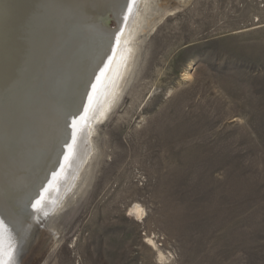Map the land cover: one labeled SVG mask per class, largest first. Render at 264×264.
Masks as SVG:
<instances>
[{
  "label": "rangeland",
  "instance_id": "1",
  "mask_svg": "<svg viewBox=\"0 0 264 264\" xmlns=\"http://www.w3.org/2000/svg\"><path fill=\"white\" fill-rule=\"evenodd\" d=\"M148 19L89 180L23 264H264V0Z\"/></svg>",
  "mask_w": 264,
  "mask_h": 264
},
{
  "label": "bare ground",
  "instance_id": "2",
  "mask_svg": "<svg viewBox=\"0 0 264 264\" xmlns=\"http://www.w3.org/2000/svg\"><path fill=\"white\" fill-rule=\"evenodd\" d=\"M156 1L0 0V264L54 232L89 180Z\"/></svg>",
  "mask_w": 264,
  "mask_h": 264
},
{
  "label": "water",
  "instance_id": "3",
  "mask_svg": "<svg viewBox=\"0 0 264 264\" xmlns=\"http://www.w3.org/2000/svg\"><path fill=\"white\" fill-rule=\"evenodd\" d=\"M114 21V20H113ZM54 59H55V56H54ZM54 59L52 60V62L54 61ZM52 64V63H51ZM50 64V65H51ZM50 67V66H49ZM49 67H48V69H49ZM50 69H52V65H51V68ZM32 220H30V222H31ZM40 229H43V227L42 228H38V230L36 231L37 233H39V231H40ZM34 240L29 244V246H30V249L33 247V245H34ZM30 254V251H28V252H26L25 253V255L20 259V264L26 259V257L28 256Z\"/></svg>",
  "mask_w": 264,
  "mask_h": 264
}]
</instances>
